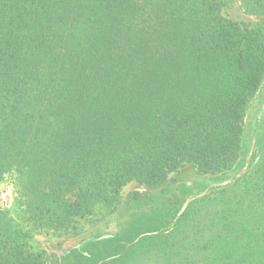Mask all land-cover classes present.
<instances>
[{
	"label": "trees",
	"instance_id": "obj_1",
	"mask_svg": "<svg viewBox=\"0 0 264 264\" xmlns=\"http://www.w3.org/2000/svg\"><path fill=\"white\" fill-rule=\"evenodd\" d=\"M242 1L264 15V0ZM220 7L0 0V182L16 174L29 229L74 230L113 211L127 183L157 188L184 164L207 175L236 163L264 81V28ZM235 215L223 218L230 231L238 223L232 262L217 261L264 264V218L240 224ZM28 233L0 212V264H47L27 248Z\"/></svg>",
	"mask_w": 264,
	"mask_h": 264
},
{
	"label": "rangeland",
	"instance_id": "obj_2",
	"mask_svg": "<svg viewBox=\"0 0 264 264\" xmlns=\"http://www.w3.org/2000/svg\"><path fill=\"white\" fill-rule=\"evenodd\" d=\"M219 2L222 17L264 28V15L247 13L242 0ZM263 122L264 89L247 109L241 154L230 169L199 175L184 164L157 188L131 181L120 189L113 211L96 210L74 230L29 229L15 173L0 182V202L5 201L4 212L13 222L29 232L27 248L41 253L47 264H221L218 255L230 249L238 224L228 230L231 219L224 215L241 213L235 215L240 224L264 218V209H252L264 199V168L256 173L264 159ZM230 257L225 255L226 261Z\"/></svg>",
	"mask_w": 264,
	"mask_h": 264
},
{
	"label": "built area",
	"instance_id": "obj_3",
	"mask_svg": "<svg viewBox=\"0 0 264 264\" xmlns=\"http://www.w3.org/2000/svg\"><path fill=\"white\" fill-rule=\"evenodd\" d=\"M5 201L1 200L0 202V212H4L6 209V205L4 204Z\"/></svg>",
	"mask_w": 264,
	"mask_h": 264
},
{
	"label": "crops",
	"instance_id": "obj_4",
	"mask_svg": "<svg viewBox=\"0 0 264 264\" xmlns=\"http://www.w3.org/2000/svg\"><path fill=\"white\" fill-rule=\"evenodd\" d=\"M264 89V81H263V83H262V85H261V88H260V90L262 91ZM260 90H259V92H260ZM262 131L264 132V122H263V125H262Z\"/></svg>",
	"mask_w": 264,
	"mask_h": 264
}]
</instances>
